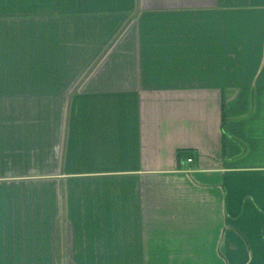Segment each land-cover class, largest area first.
Returning a JSON list of instances; mask_svg holds the SVG:
<instances>
[{
  "label": "crops",
  "instance_id": "crops-1",
  "mask_svg": "<svg viewBox=\"0 0 264 264\" xmlns=\"http://www.w3.org/2000/svg\"><path fill=\"white\" fill-rule=\"evenodd\" d=\"M0 264H264V0H0Z\"/></svg>",
  "mask_w": 264,
  "mask_h": 264
},
{
  "label": "trees",
  "instance_id": "trees-1",
  "mask_svg": "<svg viewBox=\"0 0 264 264\" xmlns=\"http://www.w3.org/2000/svg\"><path fill=\"white\" fill-rule=\"evenodd\" d=\"M177 156H178V158H182V157H186V158L192 157V158H194V156L191 153H189L188 151H185V150H178L177 151Z\"/></svg>",
  "mask_w": 264,
  "mask_h": 264
},
{
  "label": "built area",
  "instance_id": "built-area-1",
  "mask_svg": "<svg viewBox=\"0 0 264 264\" xmlns=\"http://www.w3.org/2000/svg\"><path fill=\"white\" fill-rule=\"evenodd\" d=\"M186 160H187L188 163H192L193 160H194V158H192V157H188Z\"/></svg>",
  "mask_w": 264,
  "mask_h": 264
}]
</instances>
